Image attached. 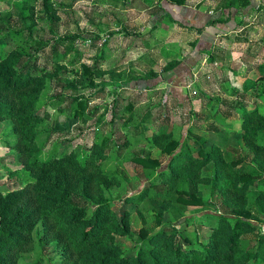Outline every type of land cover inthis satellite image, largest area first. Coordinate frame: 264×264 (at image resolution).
Masks as SVG:
<instances>
[{
  "label": "trees",
  "instance_id": "1",
  "mask_svg": "<svg viewBox=\"0 0 264 264\" xmlns=\"http://www.w3.org/2000/svg\"><path fill=\"white\" fill-rule=\"evenodd\" d=\"M5 1L0 0V4ZM11 1L8 9L0 13V48L14 45L9 53L0 55V122H8L12 128L6 145L18 168L14 171L7 168L17 179L6 194L0 192V264H20L24 254L34 252L37 253L34 264H43L49 252L60 253L59 264H264L262 243L250 246V241L244 238L257 228L241 200L252 189L258 192L261 205L264 173L258 166L247 170L249 165L244 158L227 159L224 150L215 144L204 148L209 135L192 125L185 140L165 143L162 153L169 158L166 167L160 160L147 156L128 158L149 173L144 189L125 198L111 195L112 188L121 185L123 178L104 165L111 151L117 149L112 140L80 151L70 150V146L62 150L63 144L56 142L46 150L55 133L54 99L58 103L69 102L74 116L89 119L84 112L89 102L83 97L70 94L62 97L59 93L46 100L52 84L54 89L77 94L80 88L97 86V78L108 74L114 77L115 72L101 70L97 64L83 65L76 80L59 78L66 70L61 62L72 48L66 46L64 53L59 52L67 37H55L57 8L50 0ZM78 1L81 0L62 5L68 8ZM168 1L177 5L186 3V0ZM226 1L221 8L230 11L250 4L249 0ZM38 19H46L50 24L53 37L48 41L35 38ZM230 20L229 14L211 20L207 26L215 27ZM258 69V79L264 81V66ZM114 83L119 87V82ZM105 85L102 83V88ZM132 108V104L128 106V110ZM230 110L227 116L241 114L238 126L241 142L249 149L248 156L260 161L262 146L257 140L264 129V115L246 107ZM95 115L96 111L90 114ZM165 137L166 132H160L154 139L161 145ZM123 148L124 145L117 151ZM210 164L212 175L204 182L211 185L214 194L216 191L223 210H219L217 201L208 202L197 192L184 188L185 184L195 185ZM147 198L157 200L164 208L174 204L204 211L211 206L215 213L203 215L197 223L200 227L211 226V233L200 235L195 230L192 239L175 224L157 230L164 222L162 213L154 207L148 211L155 227L133 231L135 212L129 211V206L140 205ZM195 221V217L185 219L181 225L188 227ZM117 237L130 239L132 246L124 247ZM178 237L180 242L176 243Z\"/></svg>",
  "mask_w": 264,
  "mask_h": 264
},
{
  "label": "rangeland",
  "instance_id": "2",
  "mask_svg": "<svg viewBox=\"0 0 264 264\" xmlns=\"http://www.w3.org/2000/svg\"><path fill=\"white\" fill-rule=\"evenodd\" d=\"M50 1L57 8L56 24L53 27L55 37H67L59 52L64 53L66 46L72 48V52L61 62L66 70L58 77L76 80L83 65L93 67L96 64L101 70L115 72V76L108 74L97 78V86L80 88L77 94L61 88L54 89L55 85L52 84L46 92V100L59 93L62 97L69 94L83 97L89 102L84 110L89 119L74 116L69 102L58 103L54 99L52 103L55 104V119L52 127L55 133L46 147L47 151L56 142L63 144L62 150L70 146V150L75 151L101 144L107 139L112 140V146L119 150L124 145L121 151L112 150L104 165L117 171L123 178L121 185L112 188L111 195L125 198L144 189L146 175L149 173L128 158L132 155L147 156L160 160L163 167H166L169 158L162 153L165 143L169 140H185L192 125L209 135L204 148L215 144L224 150L227 159L244 158L249 165L247 170L258 166L260 172L264 173V129L257 140L262 150L260 158L256 156L260 161L256 162L253 156H248L249 149L241 142L242 135L238 126L241 114L227 116L231 107L259 110L264 115V81H260L256 73H246L247 70L240 65L239 59L230 55L233 51L230 53V49L227 50L228 32L218 37L219 46H222L226 54L221 59H216V49L214 57L209 53L213 49L210 42L207 45L200 42L203 32L202 27L197 28L200 22L189 19L188 23L192 26L185 28L180 25L185 19L175 12H171L174 19L171 21V16L162 12L164 3L161 0H81L68 8L62 4L70 3L71 0ZM212 1L204 0L201 4L192 1L194 3L190 5L217 12L223 5ZM11 3V0L1 3L0 13L5 12ZM204 3L205 7L202 6ZM38 5L39 3L37 10H40ZM235 21L240 27L245 23L240 15L235 16ZM229 24L226 22L216 27L223 31L230 27ZM37 30L36 39L48 41L52 36L46 19H38ZM13 47L10 43L7 47L0 48V55L2 52L9 53ZM235 48L234 52H242V45H236ZM211 57L214 58L213 61ZM168 68L170 70L166 71ZM145 74L152 77L149 79ZM131 78L133 80L129 82ZM114 82H119V87H115ZM102 83L106 84L105 88H102ZM131 104L133 108L128 110ZM59 110L62 112L59 113ZM94 111L96 115L90 116ZM115 114L117 117L114 118ZM198 116L200 119H197ZM160 132H166L161 145L154 139L155 134ZM11 133L9 123L0 122V192L4 194L17 179V175L11 176L7 169L11 167L14 171L18 168L10 155L12 151L6 145ZM212 170V164L203 169L202 175L193 185L196 186L195 189L191 184H185L184 188L197 192L208 202L217 201L219 210H223L222 200L217 199L216 191L214 194L211 185L204 182L212 175ZM246 195L241 200L250 211V220L257 229L245 234L244 238L250 241V246H256L260 241L263 250L264 200H261L260 205L257 200L258 192L252 189ZM153 207L163 216L164 223L157 230L175 224L183 231L186 230L184 234L192 239L195 230H199L200 235L211 233V226L197 225L203 215L215 213L211 206L204 211L174 204L164 208L151 198L140 205L129 206V211L135 212L132 217L133 231L138 232L142 227H155L148 211ZM229 212L231 213V209ZM194 217L195 224L188 227L181 225L185 219ZM177 239L176 243H179V237ZM117 241L124 247L132 246L130 239L126 237H117ZM36 256L35 252L26 253L20 264H34ZM59 256V252H49L43 264H59Z\"/></svg>",
  "mask_w": 264,
  "mask_h": 264
},
{
  "label": "crops",
  "instance_id": "3",
  "mask_svg": "<svg viewBox=\"0 0 264 264\" xmlns=\"http://www.w3.org/2000/svg\"><path fill=\"white\" fill-rule=\"evenodd\" d=\"M192 1L197 4H201L204 0H186L184 5H177L169 2L168 0H162L164 3L162 12L169 14L168 16H171V21L174 20L171 12H175L176 14L183 16L185 22L183 24L180 23V25L185 28L192 26L188 23L189 19L190 21L194 19L196 22H200V26H197V28L202 27L201 30L203 31L200 42L201 44L206 45L207 42H210L213 49H211L209 53L212 57H214V49H216V59H221V57L226 54V51L221 48L222 46H219L218 37H222L224 32H228V34H226L229 37L226 39L227 50L230 49L228 50L230 53L233 51L229 54L232 55L233 58L239 59L241 62L240 65L247 70L246 73L250 74L253 72L256 73L255 75L259 76L257 73L259 70L258 68L259 66H264V0H249V5L235 8L231 11L227 8L222 9L220 7L217 12H214L213 10L205 11L202 8L197 9L196 7H192V5H190L194 3ZM224 1L225 0H213L212 2H219L222 5H224V3L227 4L228 1ZM197 4H195V6H198ZM202 6L205 7L206 3ZM229 14L231 16V20L227 22L230 23V27L227 30L223 29V31H220L216 26H207L208 22L211 20L229 16ZM238 15L242 16L245 21L242 27L236 25L235 16ZM236 45H242V52H234L236 51ZM212 57L211 60L213 61L214 58L212 59Z\"/></svg>",
  "mask_w": 264,
  "mask_h": 264
}]
</instances>
